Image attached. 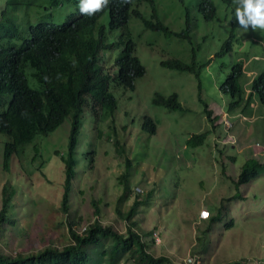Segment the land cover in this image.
<instances>
[{
	"label": "rangeland",
	"instance_id": "obj_1",
	"mask_svg": "<svg viewBox=\"0 0 264 264\" xmlns=\"http://www.w3.org/2000/svg\"><path fill=\"white\" fill-rule=\"evenodd\" d=\"M5 1L0 0V10ZM156 1L161 21L174 32L186 27L190 12L191 40L167 38L145 29L135 17L130 19L135 53L146 73L137 81L135 91L111 86L118 102L114 136L106 135L111 127L108 121L102 124L103 134L97 138L93 113L88 107L83 109L80 148L83 151L85 142H94L97 150L94 161L86 165L80 153L82 162L72 180L69 213L62 207L65 165L55 151L67 150L70 118L54 133L37 138L42 150L36 161L32 162L34 151L27 150L12 158L9 171L3 165L8 137L0 135V213L4 187L15 189L8 219L0 223L1 253L16 257L47 246L62 248L73 242L71 230L82 234L95 223L126 234L129 221L125 216L134 207L132 219L146 252L169 260L163 264H264V171L256 180L236 185L223 174L215 153L220 149L226 156L234 154L235 164L227 167L230 175L235 171L237 176L249 159L264 162V106L253 97L245 111L229 113L226 107L230 98L221 91L232 65L243 61V86L249 93L253 78L264 71V30L251 25L245 29L238 23V0H232L229 9L221 5V0H213L218 9L213 22L205 21L198 11V0ZM140 9L151 15L149 7L141 5ZM71 13L66 8H50L32 14L31 22H61ZM233 24L236 40L232 50L217 55ZM98 25L107 28L108 43L120 40L122 29H109L108 13ZM121 49L106 53V61L101 62L106 73H117L115 60ZM193 49H199V63L211 60L201 74L203 102L194 75L161 66L162 61L170 59L190 63ZM32 72L27 65L29 83L38 89ZM157 92L164 96L177 93L183 109L173 111L154 105ZM10 100L9 93L0 95V112L7 109ZM205 103L212 109L211 119L204 113ZM144 117L156 123L155 135L143 130ZM205 132L209 137L202 147L187 146L193 134ZM116 139L122 151L116 149ZM127 160L131 162L129 168ZM204 212L209 215L206 219L201 218ZM213 216L219 217L216 225L211 222ZM111 243V238H103L100 247H91L95 254L91 264H105L101 260L110 257L101 253L110 249ZM111 262L136 264L134 258L122 253Z\"/></svg>",
	"mask_w": 264,
	"mask_h": 264
},
{
	"label": "trees",
	"instance_id": "obj_2",
	"mask_svg": "<svg viewBox=\"0 0 264 264\" xmlns=\"http://www.w3.org/2000/svg\"><path fill=\"white\" fill-rule=\"evenodd\" d=\"M134 1L109 0L106 7L94 12L91 16L80 11V0H6L0 10V95L8 93L11 95L7 109L0 112V135L4 134L8 137L4 143L3 165L5 170L9 171L12 158L21 153L25 154L27 150L31 149L35 156L32 162L36 161L42 150L37 144L39 141L37 138L47 137L54 133L66 119L70 118L71 131L67 150L65 152L55 151V155L59 156L65 165L62 207L67 213L70 210L73 177L77 174V169L82 161H85V165L94 161L97 150V145L95 143L94 146V142L92 145L90 142H85L83 151L80 148L83 109L88 107L93 113L95 129L98 133L97 138L103 134L102 124L108 121H110L111 127L106 135L114 136L118 102L110 90L111 86L122 88L125 91H135L137 81L143 78L146 73L144 65L135 53L136 43L129 28L132 16L140 19L146 29L160 32L167 38L181 37L184 40H191L190 12L186 15V27L180 32H174L161 21L156 0H136V6L145 5L151 9L149 17L142 10L133 6ZM177 1L183 2L184 0ZM197 4L198 11L205 21L213 22L218 14L213 0H198ZM231 4L232 0H221V5L227 9ZM55 7H61L63 10L64 8L70 9L72 13L61 22L32 24V14L39 15L43 11ZM107 13L109 29L111 31L122 29L118 42L108 43L107 28L98 25L100 18ZM225 19H228V14ZM232 22H234V17ZM26 32L27 35H25ZM235 36L236 30L233 24L229 38L222 44L217 55H224L232 50ZM207 37L206 35L205 38ZM120 46L122 47L121 52L115 60V66L118 68L117 73L113 75L106 73L101 62L106 61L108 51H113ZM198 50L193 49L190 63L179 59H170L162 61L161 66L169 70L194 75L198 83L199 98L203 102L201 74L210 65L211 60L199 63L197 60ZM27 65H30L33 70L32 76L39 85L38 89L33 88L29 83L26 76ZM244 74L243 62H235L221 85L222 93L230 98L226 107V111L229 113L238 109L245 111L252 103L253 97H256L259 103L264 106V71L253 78L250 91L247 94L246 87L243 86L245 84ZM153 104L173 111L183 109L177 93L164 96L157 92L153 98ZM204 107V113L211 119L212 109H209L206 103ZM112 123L114 124L112 125ZM142 128L151 135H155L157 132L156 123L150 117H144ZM208 137V132L193 134L188 139L187 146L190 148L202 147ZM114 145L118 151H122L117 139ZM80 153L83 154L82 161ZM215 153L223 168V174L236 185H245L256 180L264 171V162L249 159L237 176L235 171L230 175L227 173V167H232L235 164V158L232 157L234 154L226 156L220 149ZM224 159L228 160V163L223 162ZM130 166L131 162L127 160V167ZM14 195V188L4 187L0 223L8 219V211ZM133 214L134 207L125 216L129 221L126 234L118 233L111 226L95 223L82 234L71 230L73 242L62 248L47 246L36 253L19 254L16 257H10L0 252V264H91L95 257L91 247H100L103 238H111L112 243L110 249L101 253V256L110 258L103 259L100 263L112 264L111 261L119 253L128 254L134 258L136 264L169 262L164 257L155 258L146 252V244L135 230L136 223L132 219ZM218 218V216L211 218L213 225L217 224ZM230 264L244 263L233 262Z\"/></svg>",
	"mask_w": 264,
	"mask_h": 264
},
{
	"label": "clouds",
	"instance_id": "obj_3",
	"mask_svg": "<svg viewBox=\"0 0 264 264\" xmlns=\"http://www.w3.org/2000/svg\"><path fill=\"white\" fill-rule=\"evenodd\" d=\"M108 4H109V0H80L79 8L82 13H87L89 16H91L94 12L100 11ZM133 6L141 10L140 7L136 6V0L133 2ZM236 18L238 20V23L242 25L245 29H247L248 26L251 25L253 29L258 27L264 30V0H238ZM243 66H244V62H243ZM244 70H245V66H244ZM207 217H209V215H205V212L203 215H201V218L203 219H206Z\"/></svg>",
	"mask_w": 264,
	"mask_h": 264
},
{
	"label": "bare ground",
	"instance_id": "obj_4",
	"mask_svg": "<svg viewBox=\"0 0 264 264\" xmlns=\"http://www.w3.org/2000/svg\"><path fill=\"white\" fill-rule=\"evenodd\" d=\"M137 12V11H136ZM234 17V16H233ZM8 25V24H7ZM129 32V31H128ZM79 57V56H78ZM171 65V64H170ZM87 68V67H86Z\"/></svg>",
	"mask_w": 264,
	"mask_h": 264
}]
</instances>
